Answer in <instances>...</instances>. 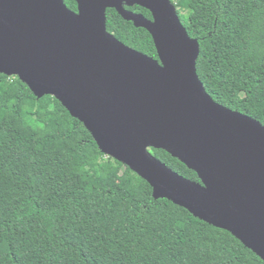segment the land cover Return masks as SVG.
<instances>
[{"label": "trees", "instance_id": "16d2710c", "mask_svg": "<svg viewBox=\"0 0 264 264\" xmlns=\"http://www.w3.org/2000/svg\"><path fill=\"white\" fill-rule=\"evenodd\" d=\"M71 10L74 0H64ZM199 43L196 73L211 98L264 126V0H173ZM147 16L149 12L139 8ZM106 29L157 58L148 32L106 12ZM182 177L196 174L162 150ZM0 264H264L226 231L171 202L103 155L51 96L0 74Z\"/></svg>", "mask_w": 264, "mask_h": 264}, {"label": "water", "instance_id": "95a60500", "mask_svg": "<svg viewBox=\"0 0 264 264\" xmlns=\"http://www.w3.org/2000/svg\"><path fill=\"white\" fill-rule=\"evenodd\" d=\"M74 1L76 12L63 0H0V74L18 78L37 99H56L103 155L149 185L154 200L228 232L264 262V126L206 92L196 73L198 40L171 0ZM109 9L148 32L156 59L107 31Z\"/></svg>", "mask_w": 264, "mask_h": 264}, {"label": "flooded vegetation", "instance_id": "af4514ba", "mask_svg": "<svg viewBox=\"0 0 264 264\" xmlns=\"http://www.w3.org/2000/svg\"><path fill=\"white\" fill-rule=\"evenodd\" d=\"M63 2H64V0H63ZM64 4H65V2H64ZM66 5V4H65ZM66 7H67V5H66ZM68 8V7H67ZM123 8H124V10L125 11H127V12H130V13H132V14H134V15H137V16H140V15H142L144 18H146L147 20H152V18H151V15H150V13H149V16L150 17H147V16H145V15H143V14H141L139 11H138V9L140 8V7H138V6H132V7H128V6H126L125 4H123ZM69 9V8H68ZM142 9V8H141ZM71 10V9H70ZM112 10V9H111ZM72 11H74V10H72ZM114 11V10H113ZM74 12H76V9H75V11ZM107 12V11H106ZM127 22V21H126ZM131 23V22H130ZM132 24V23H131ZM133 25V24H132ZM134 26V25H133ZM113 35V34H112ZM114 36V35H113Z\"/></svg>", "mask_w": 264, "mask_h": 264}, {"label": "built area", "instance_id": "2783aa9c", "mask_svg": "<svg viewBox=\"0 0 264 264\" xmlns=\"http://www.w3.org/2000/svg\"><path fill=\"white\" fill-rule=\"evenodd\" d=\"M171 2H173V0H171Z\"/></svg>", "mask_w": 264, "mask_h": 264}]
</instances>
